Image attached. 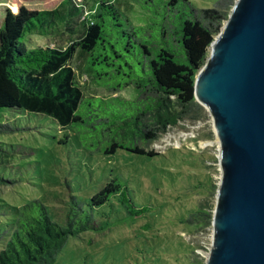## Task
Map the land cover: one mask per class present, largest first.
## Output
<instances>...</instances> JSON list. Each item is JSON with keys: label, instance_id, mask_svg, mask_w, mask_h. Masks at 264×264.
<instances>
[{"label": "trees", "instance_id": "obj_1", "mask_svg": "<svg viewBox=\"0 0 264 264\" xmlns=\"http://www.w3.org/2000/svg\"><path fill=\"white\" fill-rule=\"evenodd\" d=\"M137 1L150 13L144 24H134L116 0H62L45 10L11 0L13 10L0 27V109L48 116L61 129H74L79 144L92 152L158 156L149 146L201 108L195 78L234 3L218 0L212 8L196 9L182 0L179 12L181 0H169L165 15L175 19L169 22L149 8L152 0ZM31 35L67 38V44L29 48L25 37ZM78 54L112 95L85 97L72 64ZM127 87L134 90L132 98L115 95ZM9 130L0 124V134ZM11 160L12 152L0 144V185L9 181L1 170ZM107 205L129 216L148 211L122 174L112 175L89 208L71 195L62 220L53 219L40 199L14 208L13 222L0 228V264H62L58 256L71 237L102 228L96 211L107 215Z\"/></svg>", "mask_w": 264, "mask_h": 264}, {"label": "rangeland", "instance_id": "obj_2", "mask_svg": "<svg viewBox=\"0 0 264 264\" xmlns=\"http://www.w3.org/2000/svg\"><path fill=\"white\" fill-rule=\"evenodd\" d=\"M60 1L23 0V4L32 10H45L55 8ZM168 1L152 0L149 8L158 10L159 19L167 17L174 22L170 13L165 15L171 7L164 3ZM216 1L188 0L196 9L212 8ZM116 2L134 24H144L150 15L137 0ZM8 9L13 10L11 0H0V27ZM176 10L184 11L182 0ZM25 41L29 48L67 44V38L38 35L26 36ZM72 64L85 97L112 95L87 71L85 56L78 54ZM115 95L132 98L134 90L127 87ZM0 124L10 126L0 134V144L13 154L11 163L1 170L9 181L0 185V228L13 222L14 208L35 199L47 206L53 219L62 220L71 195L89 208L91 197L112 175L122 174L148 211L140 217L111 210L110 205L106 206L107 215L96 211L102 228L71 237L58 262L205 264L221 168L212 116L204 106L194 108L149 146L158 153L153 158L126 151L111 155L89 151L79 144L74 129L63 130L54 119L41 114L2 108ZM66 134L69 138L61 142ZM4 242L0 240V248Z\"/></svg>", "mask_w": 264, "mask_h": 264}, {"label": "water", "instance_id": "obj_3", "mask_svg": "<svg viewBox=\"0 0 264 264\" xmlns=\"http://www.w3.org/2000/svg\"><path fill=\"white\" fill-rule=\"evenodd\" d=\"M221 177L205 264H264V0H235L195 78Z\"/></svg>", "mask_w": 264, "mask_h": 264}]
</instances>
